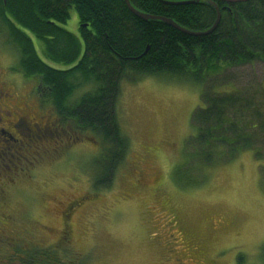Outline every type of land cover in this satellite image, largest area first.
I'll list each match as a JSON object with an SVG mask.
<instances>
[{
  "label": "rangeland",
  "instance_id": "374dc122",
  "mask_svg": "<svg viewBox=\"0 0 264 264\" xmlns=\"http://www.w3.org/2000/svg\"><path fill=\"white\" fill-rule=\"evenodd\" d=\"M60 25L80 37L73 8ZM8 36L0 23V71L17 64L18 51L6 41ZM35 48L41 55L36 39ZM135 77L120 82L116 97L117 122L129 146L108 187L93 186L104 164L99 144L84 139L63 150L53 138L44 141L49 153L37 154L36 164L25 160L15 183L2 170L0 202L6 200V207L0 206L1 262L264 264V147L258 155L244 150L183 172L176 167L192 133L191 114L200 104L201 85L167 76ZM224 77L228 88L253 92L264 112L263 62L236 66ZM88 86L76 89L68 102ZM31 102L36 104V98ZM28 160L35 161L30 155ZM189 179L200 182L188 184ZM43 197L52 200L44 203ZM79 198L85 200L68 221L71 237L62 242L55 202ZM9 216L13 218L5 219ZM16 248L25 250L27 261L20 262L24 259L16 256Z\"/></svg>",
  "mask_w": 264,
  "mask_h": 264
},
{
  "label": "trees",
  "instance_id": "16d2710c",
  "mask_svg": "<svg viewBox=\"0 0 264 264\" xmlns=\"http://www.w3.org/2000/svg\"><path fill=\"white\" fill-rule=\"evenodd\" d=\"M185 1L129 0L135 9L171 18L188 30L203 31L213 24L216 12L207 0ZM213 1L220 9L216 28L192 35L160 19L134 15L125 0H0V23L10 35L6 41L18 51L13 71L42 74L52 87L51 101L61 121L87 130L90 141L99 144L104 167L95 176V188L110 185L129 146L115 113L125 78L167 76L201 85L200 104L191 114L192 133L176 167L183 172L244 150L261 154L264 112L253 92L228 88L224 75L236 66L264 63V0ZM71 8L77 13L80 37L60 25ZM35 39L42 44L41 55ZM87 85L75 102H68L76 89ZM16 251L19 260L24 259L20 262L28 260L25 250Z\"/></svg>",
  "mask_w": 264,
  "mask_h": 264
},
{
  "label": "flooded vegetation",
  "instance_id": "af4514ba",
  "mask_svg": "<svg viewBox=\"0 0 264 264\" xmlns=\"http://www.w3.org/2000/svg\"><path fill=\"white\" fill-rule=\"evenodd\" d=\"M11 69L12 65H8V71L4 69L0 71V175H2V170L5 171L4 176L11 178L15 183V177L20 174L19 168L25 160H27L26 163L36 164L37 154L49 153L44 141L48 142L50 138H53L56 146L60 144L63 150L73 143L81 144L79 142H82V139L90 143V139L87 130L73 129L69 124L65 125L61 121L51 101L52 87L45 82L42 74L25 76L22 72H15L13 69L11 71ZM9 71L18 74L19 79L9 78ZM16 89L24 92L21 94ZM32 97L36 98V104L33 106L30 105ZM79 131H82L83 136L78 134ZM52 150H56V147ZM28 155L32 156L35 161L28 160ZM30 168L24 166V169ZM42 199L44 203L52 200H48L47 197ZM3 200L0 206L5 208L6 200L4 202ZM84 200L79 198L65 204L55 202V205L59 207V219L62 225L61 234H59L62 242L71 237V223L68 221L74 214V208ZM11 218L13 217L9 216L5 219L10 220ZM16 256L19 257V253ZM20 256H22L21 253ZM0 264L4 263L0 261Z\"/></svg>",
  "mask_w": 264,
  "mask_h": 264
},
{
  "label": "water",
  "instance_id": "95a60500",
  "mask_svg": "<svg viewBox=\"0 0 264 264\" xmlns=\"http://www.w3.org/2000/svg\"><path fill=\"white\" fill-rule=\"evenodd\" d=\"M195 1H198V0H187L185 2H195ZM207 1L215 8L217 15H216L215 21L212 24V26L210 28H208L207 30L202 31V32L186 30V29H184L181 25H179L177 22H175L171 18L163 17V16L150 15V14L144 13V12H142L140 10H137V9L133 8L130 5L129 0H125V3H126V5L128 6V8L130 9V11L134 15H136V16L144 19V20H148V19H160V20L164 21L166 24L171 25L174 28H176V29H178V30H180L182 32H185V33H188V34H192V35H199V34H205V33L211 32L216 27V25H217V23L219 21V15L220 14H219V10H218V5L213 0H207ZM221 1L229 3V2L248 1V0H221Z\"/></svg>",
  "mask_w": 264,
  "mask_h": 264
},
{
  "label": "bare ground",
  "instance_id": "6f19581e",
  "mask_svg": "<svg viewBox=\"0 0 264 264\" xmlns=\"http://www.w3.org/2000/svg\"><path fill=\"white\" fill-rule=\"evenodd\" d=\"M229 3H230V2H229ZM130 5H131V4H130ZM131 6H132V5H131ZM132 7H133V6H132ZM133 8H134V7H133ZM214 9H215V8H214ZM218 10H219V14H220V9H219V7H218ZM215 12H216V10H215ZM150 15H151V14H150ZM216 15H217V14H216ZM155 16H156V15H155ZM215 18H216V16H215ZM219 19H220V15H219ZM214 21H215V20H214ZM218 22H219V21H218ZM213 23H214V22H213ZM217 24H218V23H217ZM78 26H79V24H78ZM211 26H212V25H211ZM211 26H210V27H211ZM216 26H217V25H216ZM210 27H209V28H210ZM183 28H184V27H183ZM215 28H216V27H215ZM215 28H214V29H215ZM184 29H186V28H184ZM207 29H208V28H207ZM207 29H206V30H207ZM214 29H213V30H214ZM186 30H188V29H186ZM213 30H212V31H213ZM189 31H193V30H189ZM203 31H205V30H203ZM212 31H211V32H212ZM199 32H202V31H199ZM208 33H210V32H208ZM205 34H207V33H205ZM199 35H201V34H199ZM149 94H150V93H149ZM150 95H151V94H150ZM145 100H146V99H145ZM151 100H152V99H151Z\"/></svg>",
  "mask_w": 264,
  "mask_h": 264
}]
</instances>
